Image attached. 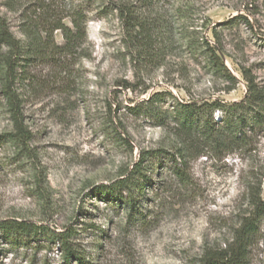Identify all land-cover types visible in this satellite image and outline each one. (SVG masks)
<instances>
[{"label":"rangeland","instance_id":"rangeland-1","mask_svg":"<svg viewBox=\"0 0 264 264\" xmlns=\"http://www.w3.org/2000/svg\"><path fill=\"white\" fill-rule=\"evenodd\" d=\"M68 2L87 11L85 41L66 67L32 61L16 68L18 120L27 132L20 142L11 139L17 129L0 83V220L72 230L69 242L85 261L71 257V264H200L206 248L231 240L253 209L251 196L264 199V131L247 126V145L225 153L199 130V143L189 147L178 104L240 101L241 67L264 86V0H155L148 10L140 0ZM37 4L0 0V16L23 41L20 25ZM122 8L161 18L160 65L133 60ZM212 28L237 80L230 90L205 52L203 39L216 44ZM53 36L63 43L59 30ZM212 114L215 122L223 115ZM143 157L144 188L133 195V211L129 193L114 196L108 185ZM60 248L46 236L0 234V264H67ZM248 250V264H264V216Z\"/></svg>","mask_w":264,"mask_h":264},{"label":"trees","instance_id":"trees-1","mask_svg":"<svg viewBox=\"0 0 264 264\" xmlns=\"http://www.w3.org/2000/svg\"><path fill=\"white\" fill-rule=\"evenodd\" d=\"M140 1V7L146 10L152 9L155 4V0ZM35 10L20 25V31L25 37L24 41L12 33L6 19L0 16L1 94L9 106L17 129L11 139L19 142L27 137V132L21 128L18 120L21 101L15 85L16 68H27L32 61L40 63L50 61L55 66L66 67L68 57L79 53L86 38L88 16L82 4L73 5L68 0L55 2L38 0ZM120 12L124 19L133 60H138L142 64L160 65L165 57L163 49L157 47L164 33L161 18L128 8H122ZM234 17L235 19L243 18L248 25H251L249 20L241 14ZM56 30L62 34V44L55 43L53 35ZM212 34L216 44L211 45L207 39H203L205 52L215 70L232 82L230 90L237 80L221 60L219 53L224 54V49L219 44L213 28ZM195 45V41L191 43L192 47ZM241 73L246 82V93L240 101L227 103L214 99L202 103L191 101L178 104L177 111L184 117L180 126L185 131L181 133L189 147L199 143V137L195 136V131L199 132V130L206 144H215L226 151L225 153L247 145V126L258 133L264 131L262 128L264 126V86L256 84L254 77L246 68L241 67ZM154 95L136 103L135 108L146 107L152 102ZM215 110H222L223 113L218 122L213 120L212 113ZM204 115H206L205 120H200ZM143 162L144 157L134 164L126 176L108 185L110 193L114 196H118L124 190L129 193L126 202L130 203L133 211L135 200L133 195L141 194L144 188V183L140 179ZM176 173L179 175V168L176 169ZM250 204L253 209L241 218L231 240L224 246L206 248L200 257V264H248V249L259 231L260 219L264 216V199L259 192L251 196ZM0 234L11 241L28 240L39 235L46 236L50 240L59 241L67 264H71L69 262L71 257L76 258L78 263L85 261H82L83 257L72 248L69 242V238L74 235L72 230L55 232L48 230L43 224L30 220L6 218L0 220Z\"/></svg>","mask_w":264,"mask_h":264}]
</instances>
